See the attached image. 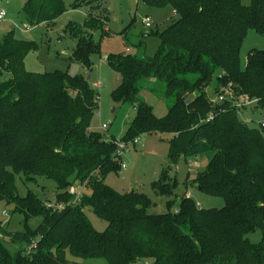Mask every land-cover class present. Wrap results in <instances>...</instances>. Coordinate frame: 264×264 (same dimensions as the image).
<instances>
[{
    "label": "trees",
    "instance_id": "1",
    "mask_svg": "<svg viewBox=\"0 0 264 264\" xmlns=\"http://www.w3.org/2000/svg\"><path fill=\"white\" fill-rule=\"evenodd\" d=\"M97 1L75 0L74 8L87 4L90 11L84 24L70 22L65 29L76 41L69 59L89 70L92 57L101 53L93 32L109 34L107 17L93 15ZM141 2L171 6L177 18L163 31L147 34L161 40L154 56L107 57L121 76L114 100L136 111L120 139L135 144L144 134L165 135L174 163L206 155L193 183L222 197L225 205L206 209L183 195L177 209L171 210L170 199L167 212L150 213L152 201L145 193L108 185L106 177L119 173L122 156L117 138L91 128L99 91L84 75L27 70L26 56L36 44L13 30L0 42V201L14 205L23 227L12 232L0 222V264H75L68 254L105 258L109 264H264V127L249 126L239 116L247 106L236 105L243 97L264 108V49L250 50L245 67L240 57L248 30L264 35V0ZM65 11L64 0H27L23 7L33 25L53 24ZM145 81L150 92L171 103L165 116H157L141 97ZM219 95L225 100L218 101ZM20 174L25 183L53 180L55 202L63 208L48 205L33 190L21 196ZM76 185L91 193L73 203L69 190ZM175 187L168 170L154 182L156 191L168 196ZM86 208L107 222L105 230L93 226ZM33 218H40L37 226ZM258 230L262 238L253 242L250 235Z\"/></svg>",
    "mask_w": 264,
    "mask_h": 264
},
{
    "label": "rangeland",
    "instance_id": "2",
    "mask_svg": "<svg viewBox=\"0 0 264 264\" xmlns=\"http://www.w3.org/2000/svg\"><path fill=\"white\" fill-rule=\"evenodd\" d=\"M27 0H0V10L6 11V19L0 24V42L5 34L10 31L24 40L32 41L36 47L32 49L25 59L26 69L32 72H51L55 70L68 71L73 75L91 76V83H100L95 88L99 91V108L91 123V128L102 133H109L115 138H122L135 116V108L124 102H116L113 98L114 89L120 84L121 76L113 70L107 57L115 53H131L142 56H154L161 44L158 34L147 35L152 32H161L172 24L177 18L171 6L153 7L142 4L141 0H98L93 10V15L104 14L107 17L104 22V30L109 34H103L100 30L93 32V37L100 44L101 53L94 55L93 66L89 70L82 63L69 59L76 41L69 33L65 32L67 24H84L90 7L82 4L74 8L75 0H64L66 11L50 25H33L28 22L23 12ZM244 4H250L251 0H242ZM100 7V9H98ZM149 17L152 27L145 26V19ZM16 25V26H14ZM124 34V35H123ZM147 35V36H146ZM264 49V35L250 29L241 47V64L246 66L247 56L252 49ZM215 82V81H214ZM95 85V84H94ZM144 89L141 97L153 107L155 114L163 117L168 113L170 102L161 96L150 92L148 81L143 83ZM209 96L212 88L208 89ZM247 106L239 110L240 118L251 127H259V122L264 117V108ZM107 126V129L103 128ZM264 135V130H263ZM170 144L162 134H144L139 137L137 143H129L122 154V167L119 173H110L106 177V183L120 192L137 190L145 193L152 201L150 213H165L168 209V201L174 200L171 210L177 209L183 195L192 197L203 208H222L225 201L222 197L211 196L201 191L193 179L197 172L207 164V156H201L194 160H178L172 162L169 157ZM168 170L169 176L176 182L174 194L171 196L161 194L154 188V182L158 181L163 172ZM23 174L17 175V188L21 196L33 190L50 206H56V183L48 178L38 177L37 181L23 182ZM82 188V193H91L86 186L76 185ZM59 205V204H58ZM13 204L0 201V222L7 225L9 231H18L23 227L21 214L13 211ZM86 214L93 226L99 230H105L107 222L98 218L91 208H86ZM40 218L31 220L32 226H37ZM262 238L260 230L252 233L250 239L258 242ZM75 264H109L105 258L79 259L67 255ZM150 260H140L134 264H150Z\"/></svg>",
    "mask_w": 264,
    "mask_h": 264
},
{
    "label": "built area",
    "instance_id": "3",
    "mask_svg": "<svg viewBox=\"0 0 264 264\" xmlns=\"http://www.w3.org/2000/svg\"><path fill=\"white\" fill-rule=\"evenodd\" d=\"M5 19H6V11L4 9H2V10H0V24L3 23L5 21ZM14 26H16V25H14ZM145 26L146 27H152V21H151V19L149 17H146V19H145ZM95 86L98 87L99 84L95 83ZM225 97H226L225 95H219L218 98H217V100L218 101H224L225 100ZM186 102H187V100H186ZM257 102H258L257 99H249V98H243V97H241L238 101H236V105L238 107L252 106V105L257 104ZM212 118H213V114H210L209 117H208V120H211ZM259 123H260V125L262 127H264V117H263L262 121H260ZM103 128L104 129H107V126L106 125H103ZM109 138H110V136H109ZM138 140L139 139H136V142ZM115 142H116V145L118 147L117 153L121 157L122 154H123V152L127 149L128 144H126L121 139H116ZM122 167H125V165L122 164ZM69 191H70L71 194L74 195L73 203H78L80 201V199H81L82 188L76 187V186H72ZM63 206H64L63 204H59V205L56 206V208L62 209ZM35 246H36V243L33 242L27 248L28 252L31 251L33 248H35Z\"/></svg>",
    "mask_w": 264,
    "mask_h": 264
},
{
    "label": "water",
    "instance_id": "4",
    "mask_svg": "<svg viewBox=\"0 0 264 264\" xmlns=\"http://www.w3.org/2000/svg\"><path fill=\"white\" fill-rule=\"evenodd\" d=\"M87 79H91V76L89 75V76L87 77Z\"/></svg>",
    "mask_w": 264,
    "mask_h": 264
},
{
    "label": "crops",
    "instance_id": "5",
    "mask_svg": "<svg viewBox=\"0 0 264 264\" xmlns=\"http://www.w3.org/2000/svg\"><path fill=\"white\" fill-rule=\"evenodd\" d=\"M95 83L100 84V83H98V82H95ZM95 83H94V84H95ZM92 129H93V128H92Z\"/></svg>",
    "mask_w": 264,
    "mask_h": 264
}]
</instances>
